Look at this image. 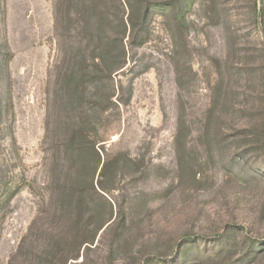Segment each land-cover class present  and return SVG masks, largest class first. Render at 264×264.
Returning <instances> with one entry per match:
<instances>
[{
  "label": "rangeland",
  "instance_id": "rangeland-1",
  "mask_svg": "<svg viewBox=\"0 0 264 264\" xmlns=\"http://www.w3.org/2000/svg\"><path fill=\"white\" fill-rule=\"evenodd\" d=\"M0 0V264H264V0Z\"/></svg>",
  "mask_w": 264,
  "mask_h": 264
},
{
  "label": "trees",
  "instance_id": "trees-1",
  "mask_svg": "<svg viewBox=\"0 0 264 264\" xmlns=\"http://www.w3.org/2000/svg\"><path fill=\"white\" fill-rule=\"evenodd\" d=\"M98 2L99 0L91 1L88 5V8H91L93 10H96L98 8ZM119 5L124 8H128L130 11V15L127 20H121V24L125 29L130 28L131 30L135 29L137 27V22L135 21L133 17V12L135 10V5L132 3V0H117Z\"/></svg>",
  "mask_w": 264,
  "mask_h": 264
}]
</instances>
